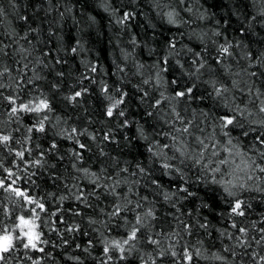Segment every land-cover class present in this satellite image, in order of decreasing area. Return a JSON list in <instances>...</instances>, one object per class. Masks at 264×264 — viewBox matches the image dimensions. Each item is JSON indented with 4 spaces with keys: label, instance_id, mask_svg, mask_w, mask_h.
Listing matches in <instances>:
<instances>
[{
    "label": "snow or ice",
    "instance_id": "obj_1",
    "mask_svg": "<svg viewBox=\"0 0 264 264\" xmlns=\"http://www.w3.org/2000/svg\"><path fill=\"white\" fill-rule=\"evenodd\" d=\"M9 3L11 14L23 22V28L9 23L0 32V89L5 90L0 99L6 102V119L0 122V147L13 156L11 160L0 158V192L5 194L0 199V264H44L48 257L55 261L54 253L46 252L45 245L66 248L71 243L90 252L92 239L82 246L69 235L83 231L76 219L69 220L64 215L67 212L83 216L84 208L78 205L93 210L87 221L97 225L94 230L100 235L98 264L127 262L133 257L135 264H200L201 260L264 264V213L258 220L248 219L253 201L264 203V51L255 55L242 41L233 43L226 37L224 43L217 44L215 63H210L202 52L180 44L176 37L165 42L164 51L151 64L146 65L125 51V60L132 56L141 80L132 91L124 84L100 81L104 120L97 133L87 127L68 125L56 114L52 92L60 91L59 78L68 73L56 72L58 79L50 81L49 93L36 83L46 79L40 74L43 69L67 64L61 52L77 54L82 41L77 39L74 46L66 44L63 35L52 27L54 22L49 23L45 37L43 21L34 24L32 16L19 11L21 4L17 0ZM184 3L185 0H176L173 5L169 0L165 5L168 10L163 14L170 24L185 23L180 7ZM63 7L61 18L71 12L72 6L66 3ZM101 7L118 11L109 0H103ZM37 10L47 16L58 11V6L54 0H38L34 12ZM255 10L264 17V0H255ZM235 13L242 15L239 9ZM131 15L134 13L124 12L121 19ZM206 16L205 12L197 18ZM9 17L10 11L0 3V26ZM245 20H250L251 29L257 17L245 16ZM259 22L264 24V20ZM239 31L246 29L240 27ZM206 35L200 32L197 39L203 41ZM212 35L223 33L217 27ZM133 43H139L135 37ZM234 47L242 48L240 55L246 60V66L236 67L235 71L228 60L235 55ZM203 51L206 53L207 48ZM150 52H156L155 46L150 47ZM188 56L190 59L186 60ZM125 70L126 65H118V71ZM29 71L31 77L26 75ZM84 72L91 76L97 67L89 61ZM28 85L33 88L28 89ZM88 92L89 88L74 87L63 95L75 104ZM22 112L38 118L26 126L22 139H17L14 133L18 130L11 122L14 118L19 120ZM53 118V128L64 121L57 135L77 145L64 155L57 151L56 139L51 140L46 151L39 143L33 147L32 133H46ZM83 135L97 141L98 155L90 163L84 153L91 152V147L80 139ZM121 144L129 155L135 154L133 160L123 158V151L117 155L106 151L109 145L120 149ZM139 147L145 148L146 154L137 151ZM34 148L41 150L36 158L29 159ZM50 153L57 158L51 159ZM33 166L48 172L53 182L62 181L65 191L59 196L55 192L33 194L27 186L39 187ZM165 177L167 185L162 183ZM25 180L27 184L23 183ZM49 198L57 205L54 209L49 206ZM66 200L76 204L65 209ZM161 205L170 206L171 210L162 211ZM221 208L226 211L219 215L227 217L231 228L215 230L220 241L217 248L205 242L214 233L209 230L213 228L212 221L201 210L216 214ZM169 216L171 223L167 221ZM61 223L64 231L59 227ZM45 228L59 237V244L46 236ZM197 230L202 236L190 243ZM70 258L82 260L80 255Z\"/></svg>",
    "mask_w": 264,
    "mask_h": 264
},
{
    "label": "trees",
    "instance_id": "obj_2",
    "mask_svg": "<svg viewBox=\"0 0 264 264\" xmlns=\"http://www.w3.org/2000/svg\"><path fill=\"white\" fill-rule=\"evenodd\" d=\"M17 2L21 4L19 11L25 15L32 16L34 24L44 22L43 35L45 37L48 36L47 28L49 23L54 22L52 23V27L63 35L66 44L74 46L77 39L82 41L80 51L77 54L70 52L65 54L61 52V55L68 60L67 64L58 65L52 70L43 69L40 74L46 77V79L37 80L36 83L44 89L45 93H49L51 90L50 81L58 79L56 72L65 71L68 73L64 78H59V83L62 85L60 91L52 92L56 114L62 116L68 125L75 124L80 128L87 127L89 130L96 131L97 133L100 132L102 127L101 121L104 120L101 114L103 95L100 91V81H106L109 85L124 84L129 91H132L133 86L141 80V77L136 74L132 56L130 55L129 59L125 60V51L134 55L135 59L141 60L146 65L151 64L162 54L165 42L172 37H176L180 44L202 52L210 63H215L217 44L224 43L225 37L233 43L237 40L242 41L244 45H247V50L253 51L255 55L264 51V24L259 22L260 20H264V17L259 16L256 12L255 0H185V3L180 5L181 16L185 19V23L181 25L170 24L163 14L168 10L165 5L169 3V0H109L112 8L118 10L116 12L101 7L103 0H54L57 3L58 11L48 13L47 16L44 15L43 11L37 10L34 12V5L38 0H17ZM0 3H3L4 7L10 11V17L5 21L4 26H0V32L4 31L9 23H14L19 29H22L23 22L11 14L9 0H0ZM66 3L72 6L71 12H65L64 17L61 18L59 12L65 11L63 5ZM171 3L175 5L176 0H171ZM24 4H28L29 6L24 8ZM155 5H160V7L158 8ZM187 8H192L193 11L188 12ZM236 9H239L242 15L237 16L235 13ZM124 12L134 13V15H131L130 18L121 19ZM205 12L207 13L206 18H197ZM245 16L249 18L252 16L257 17L256 22L252 23L251 29L248 27L250 20L246 21ZM187 21L194 22L189 24ZM217 21H219V24ZM217 27L223 33L222 36L212 35L213 30ZM240 27H244L246 31L240 32ZM200 32L207 34L203 41L197 39V35ZM133 37L139 42L138 44L133 43ZM55 39L53 37V40ZM213 40L216 43H213ZM151 46H155V53L150 52ZM50 47L54 49L55 44L50 45ZM205 48H207L206 53L203 51ZM233 51L235 55L229 57L228 60L233 64V70L235 71L236 67H245L246 60L240 55L242 48L234 47ZM185 59H190V56L185 57ZM89 61L97 67V72L92 73L91 76L84 72V65ZM6 62L10 63V61ZM121 64L126 65L124 72L118 71V65ZM252 70L256 69L253 68ZM81 73H84L85 78L81 79ZM26 75L31 77L32 74L29 71ZM121 76L125 77L123 81L121 80ZM222 78L228 79L227 76H223ZM257 83H261V81L257 80ZM27 87L28 89H32L33 85H28ZM74 87L76 90H79L80 87L90 89V92L86 93L82 98H78L79 102L75 104L65 100L63 95ZM2 92H5V90L0 89V93ZM133 114L138 115V113ZM90 116L92 117L91 120H89ZM37 118L31 113L23 112L19 120H15L14 118L13 122H11L12 127L18 130L14 133V136L17 139H22L26 133V126L36 123ZM5 119L6 102L0 99V122H3ZM64 121H61L60 124H57L53 128L52 124L56 123L53 118L47 126L46 133L41 134L34 131L32 133L33 147L36 143H39L42 149L46 151L52 139L57 140V151L61 155L68 153L70 148L77 147L73 141L57 135L60 128L64 125ZM80 139L91 147V152L85 151L84 153L87 162L90 163L91 158L98 155L97 141H92L87 135L81 136ZM248 139L250 140L251 137ZM139 143L142 145L143 141ZM13 144L16 146L15 142ZM40 150L34 148L33 153L28 158H36ZM109 150L112 151L113 155H117L123 151V158L129 160H133L135 156L134 153L133 155H129L128 150L123 148V144H121L120 149L109 145L106 151ZM137 151L146 154V149L143 147H139ZM49 156L51 159L57 158L54 153H50ZM5 157L8 160L13 159L12 155L7 154L6 150L0 147V158ZM64 166H68L67 156ZM31 170L38 173V177H34V179H37L39 183V187L27 185L32 188L33 194L39 193L40 195H45L48 192H55L59 196L61 192L65 191L62 181L56 180L53 182L49 178L48 172L42 168L33 166ZM0 174H3L2 170H0ZM22 175L26 174L22 173ZM23 183L27 184V181L25 180ZM162 183L167 185L168 178L165 177ZM4 195V193L0 192V199H3ZM92 200L95 202V198H92ZM48 203L50 208L54 209L57 206L51 198H49ZM75 204L76 202L73 200H66L63 203V208L67 209ZM100 204L103 206V201H100ZM78 206L84 208L83 216H73L67 212L64 215L69 220L76 219L81 224L83 231H76L69 235L75 243H80L82 246L86 245L89 239H92L94 243L91 246V251L86 253L83 251V247L77 249L71 243L66 248H53L51 245H45L46 252L52 251L54 253L55 261L51 257H48L44 261V264H98L102 248L99 243L100 235L94 230L97 225H90L87 221V216L93 214V210L86 208L84 205ZM165 209L171 210L170 206L161 205V210ZM201 211L204 216L212 221L213 225V228L209 230L213 231L214 235L207 238L205 242L209 246L215 245L218 248L220 247V241L217 239L219 233L215 230L220 227L231 228L227 217L219 215L220 211H226V209H217L216 214H210L206 210ZM261 213H264V203L254 200L253 210L248 219L258 220ZM97 218L100 219L101 217ZM167 221L171 223L172 217H167ZM59 227L61 231L65 230L63 223ZM45 232L48 238L56 240L57 244L60 243L57 235L48 232L46 228ZM114 234L116 233L114 232ZM119 234H123V229L119 230ZM201 236L202 233L199 230L195 231L190 243H195L197 237ZM65 251L67 255H65ZM37 254L40 255V253ZM72 255H80L82 260L79 262L73 261L70 258ZM109 264H112V262H109ZM116 264H135V258H130L127 262L117 261ZM200 264H218V262L201 260Z\"/></svg>",
    "mask_w": 264,
    "mask_h": 264
}]
</instances>
